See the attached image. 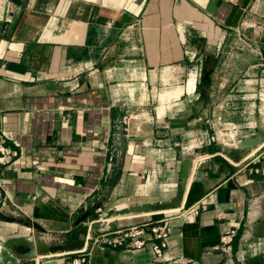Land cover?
I'll return each mask as SVG.
<instances>
[{"label":"crops","instance_id":"crops-1","mask_svg":"<svg viewBox=\"0 0 264 264\" xmlns=\"http://www.w3.org/2000/svg\"><path fill=\"white\" fill-rule=\"evenodd\" d=\"M261 21L264 43V0H0L1 196L50 234L107 236L92 264H264L252 161L197 149L210 157L190 177L186 210L173 203L194 146L184 141L199 132L186 129L204 55ZM162 220L153 261L159 240L146 228L137 248L129 231ZM59 256L43 264H65Z\"/></svg>","mask_w":264,"mask_h":264},{"label":"rangeland","instance_id":"rangeland-1","mask_svg":"<svg viewBox=\"0 0 264 264\" xmlns=\"http://www.w3.org/2000/svg\"><path fill=\"white\" fill-rule=\"evenodd\" d=\"M26 2L19 0L22 4ZM11 13L12 10L8 9L7 18ZM248 19L249 16L245 24H249ZM262 22L240 25L227 31L222 43L216 44L214 53L204 55L201 85L197 86L200 95L195 111L196 121L194 127L186 129L199 132L189 137L188 143L185 140L183 146L193 140L192 143L198 147L217 148L225 157L252 161L254 173L262 177L257 198L258 207L264 211V127L259 124L264 120V65H256L264 63V43L260 38ZM197 45L203 46L204 43ZM236 62L243 65H235ZM214 79H222V82L212 85ZM237 80L249 84L241 86V89L233 85ZM251 81H254L253 85ZM215 107L218 109L214 110ZM185 125L186 122L182 121L180 126ZM189 185L187 178L182 185L180 172L178 192L181 193L178 205H174L181 210L180 213L186 210L188 196L184 194ZM2 203L6 205V210L0 209V220L8 225V233H0V246L5 248V251H0V264H24L32 258H38V263L43 264L59 255H66V262L78 257L84 259L83 264H92L89 259L92 246H108L103 240L107 236H89L76 241L67 238L64 232L53 235L39 224L32 225L28 218L21 217L8 198L1 196L0 190V206ZM11 225H14L13 228Z\"/></svg>","mask_w":264,"mask_h":264},{"label":"built area","instance_id":"built-area-1","mask_svg":"<svg viewBox=\"0 0 264 264\" xmlns=\"http://www.w3.org/2000/svg\"><path fill=\"white\" fill-rule=\"evenodd\" d=\"M202 146L198 147L194 145L192 149L190 150V167L189 172L187 175L188 181L190 180V177L192 176V173L203 163L204 160L208 159L210 156L208 155H202L197 151V149H201ZM0 151L3 152V148L0 147ZM1 211L6 210V205L2 203L0 206ZM0 211V212H1ZM164 225V226H163ZM161 226H163V231H161ZM146 228L149 229L148 233L152 234V237L154 239L159 240L158 244H152V254H153V261H156L157 259H160L162 255L164 254V250L166 247V238L169 233V224L167 221H159L156 225H149L144 224L141 227H136L131 229L129 232L131 233V239L134 242V245L137 248H140L144 245L145 240L138 239L140 236H143L146 232ZM84 259H80L78 257H75L70 262H66L65 264H83Z\"/></svg>","mask_w":264,"mask_h":264},{"label":"water","instance_id":"water-1","mask_svg":"<svg viewBox=\"0 0 264 264\" xmlns=\"http://www.w3.org/2000/svg\"><path fill=\"white\" fill-rule=\"evenodd\" d=\"M189 167H190V159H183L181 161V180H182V185H185V181L189 172ZM178 196H176V198L174 199L173 203L174 205H178L179 203V195L181 192H177Z\"/></svg>","mask_w":264,"mask_h":264},{"label":"bare ground","instance_id":"bare-ground-1","mask_svg":"<svg viewBox=\"0 0 264 264\" xmlns=\"http://www.w3.org/2000/svg\"><path fill=\"white\" fill-rule=\"evenodd\" d=\"M190 157V155L188 156V158ZM187 159V158H186ZM189 179V178H188ZM189 182V181H188Z\"/></svg>","mask_w":264,"mask_h":264}]
</instances>
